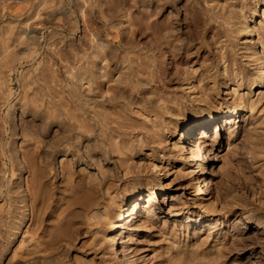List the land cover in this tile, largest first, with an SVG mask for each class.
I'll use <instances>...</instances> for the list:
<instances>
[{
    "label": "rangeland",
    "instance_id": "rangeland-1",
    "mask_svg": "<svg viewBox=\"0 0 264 264\" xmlns=\"http://www.w3.org/2000/svg\"><path fill=\"white\" fill-rule=\"evenodd\" d=\"M263 2L0 0V264H264Z\"/></svg>",
    "mask_w": 264,
    "mask_h": 264
},
{
    "label": "bare ground",
    "instance_id": "bare-ground-1",
    "mask_svg": "<svg viewBox=\"0 0 264 264\" xmlns=\"http://www.w3.org/2000/svg\"><path fill=\"white\" fill-rule=\"evenodd\" d=\"M224 2H225V0H224ZM264 3V2H263ZM234 6V5H233ZM258 8V7H257ZM254 9H256V8H254ZM257 11V10H256ZM261 12H262V10H261ZM254 13V12H253ZM238 18V17H237ZM236 19V18H235ZM244 19V18H243ZM249 19V18H248ZM239 21V20H238ZM241 22V21H240ZM242 24V23H241ZM247 24V23H246ZM245 25V24H244ZM250 25V24H249ZM246 26V25H245ZM245 29V28H244ZM243 29V30H244ZM251 29H253V28H251ZM264 37V36H263ZM250 38V37H249ZM247 39H245V41H246ZM262 43H264V40L262 41ZM262 45V44H261ZM253 48V47H252ZM257 48V47H256ZM251 50V49H250ZM255 51H257V50H255ZM262 51V50H261ZM244 53V52H243ZM262 53V52H261ZM246 54V53H245ZM248 54H249V52H248ZM254 54H255V52H254ZM251 56V55H250ZM264 56V55H263ZM255 58V57H254ZM262 59H263V57H262ZM261 59V60H262ZM246 60V59H245ZM258 60H260V59H258ZM250 62V61H249ZM252 62H253V60H252ZM261 62H263V61H261ZM245 63V62H244ZM256 63H257V61H256ZM253 64V63H252ZM263 65V64H262ZM261 65V66H262ZM249 66V65H248ZM252 66V65H251ZM261 68V67H260ZM258 69V68H257ZM259 70V69H258ZM261 70V74L262 75H264V67H263V69L261 68L260 69ZM256 71V70H255ZM222 74V73H221ZM233 75V74H232ZM239 76V75H238ZM241 76V75H240ZM260 76V75H259ZM234 78V77H233ZM241 78V77H240ZM256 78H257V76H256ZM236 80V79H235ZM241 80H243V79H241ZM264 80V79H263ZM244 81V80H243ZM236 82V81H235ZM245 82V81H244ZM248 82V81H247ZM255 82V81H254ZM191 83H193V82H191ZM249 83V82H248ZM186 84V83H185ZM184 84V85H185ZM190 84V83H189ZM246 84V83H245ZM254 84V83H253ZM232 85V84H231ZM240 85V84H239ZM242 85V84H241ZM187 86V85H186ZM233 86V85H232ZM237 86V85H236ZM248 86H250L249 84H248ZM189 87V86H188ZM193 87H195V86H193ZM231 87V86H230ZM251 87V86H250ZM254 87V86H253ZM190 88V87H189ZM192 88V87H191ZM190 88V89H191ZM254 89V88H253ZM256 89V88H255ZM193 90V89H192ZM252 90V89H251ZM192 92V91H191ZM227 92V91H226ZM231 92H232V90H231ZM236 92V91H235ZM242 92V91H241ZM246 92H248L249 93V91H246ZM237 93V92H236ZM244 93H245V91H244ZM262 93V92H261ZM260 93V94H261ZM99 94V93H98ZM230 94V93H229ZM259 94V93H258ZM232 95V94H231ZM233 95H235V94H233ZM241 95V94H240ZM251 95H253V94H251ZM257 95V94H256ZM229 96V95H228ZM238 96H236L235 97V99L237 98ZM241 97V96H240ZM246 97V96H245ZM241 99V98H240ZM240 99H239V101H240ZM249 99V98H248ZM247 99V100H248ZM254 99H255V97H254ZM256 99H257V97H256ZM252 100V99H251ZM250 100H248V102H249ZM251 102V101H250ZM255 102V101H254ZM237 103V102H236ZM242 103V102H241ZM246 104V103H245ZM254 106V105H253ZM248 107V106H247ZM246 107V108H247ZM252 108V107H251ZM244 109V108H243ZM248 109V108H247ZM253 109V108H252ZM262 110V109H261ZM248 111V110H247ZM261 112V111H260ZM229 114V113H228ZM228 114H227V116H228ZM213 121V120H212ZM217 121V120H216ZM227 122V121H226ZM193 123V122H192ZM213 123V122H212ZM196 125H198V124H196ZM195 125V126H196ZM203 125V124H202ZM200 126V125H199ZM210 126H211V121H207V122H205V125L203 126V127H198L197 129V140H199V139H205L206 138V136H207V133L209 132V130H210ZM195 128V127H194ZM188 130V129H187ZM191 130V129H190ZM186 132V131H185ZM184 134V133H183ZM188 135V134H187ZM180 137H182V135H180ZM188 137V136H187ZM179 140V139H178ZM181 140V139H180ZM189 141V140H188ZM191 141V140H190ZM189 141V142H190ZM197 142V141H196ZM200 142V141H199ZM185 143V142H184ZM183 143V144H184ZM193 143L195 144V142L194 141H191L190 143H188L187 142V144L186 145H184V148H186L187 149V154H188V159H189V161L190 160H194L195 159V154H194V150L192 151H188V147H191V146H193ZM185 150V149H184ZM186 154V155H187ZM187 158V157H186ZM198 160V159H197ZM195 162V161H194ZM193 164V163H192ZM197 181V180H196ZM198 182V181H197ZM198 184V183H197ZM196 185V184H195ZM202 186V185H201ZM203 187V186H202ZM156 191V190H155ZM159 192V191H158ZM151 193H154V192H151ZM160 194L161 195H163V194H165V192H160ZM154 194H152V196H153ZM207 191H206V189H205V187L204 188H201L200 190H199V193H198V197H197V199H199V200H201V199H203V198H205V197H207ZM169 197V196H168ZM137 205H139V204H135L134 203V205H133V207H132V210H135L136 209V207H137ZM126 208V207H125ZM120 211V216H121V213H123V211L124 210H122V208H121V210H119ZM134 212V211H133ZM133 212H129L128 214H126V218H129V220L127 221V223H130L131 221L133 222V219H135V218H133L132 217V219L129 217L130 215H132V214H130V213H133ZM118 213V212H117ZM119 216V217H120ZM116 219V218H115ZM137 219V218H136ZM258 228V227H257ZM122 243V242H121ZM122 248H123V246L121 245V244H119V242H117V241H115V240H113L112 242H110V244H109V248H108V253L110 254V256L112 255V256H114V257H117V256H119V255H122L121 253H123L122 252Z\"/></svg>",
    "mask_w": 264,
    "mask_h": 264
}]
</instances>
